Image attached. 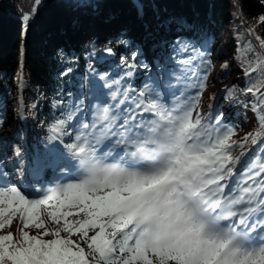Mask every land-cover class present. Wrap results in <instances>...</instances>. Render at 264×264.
<instances>
[{
  "label": "snow or ice",
  "instance_id": "6c2138e0",
  "mask_svg": "<svg viewBox=\"0 0 264 264\" xmlns=\"http://www.w3.org/2000/svg\"><path fill=\"white\" fill-rule=\"evenodd\" d=\"M246 51L244 76L259 79L241 91L255 97L244 106L256 128L239 140L213 104L200 111L212 62L190 42L177 41L175 69L138 93L102 75L105 99L78 120L74 139L67 128L82 100L50 126L19 173L31 177L26 190L0 169V264H264V52ZM235 88L222 90L226 99Z\"/></svg>",
  "mask_w": 264,
  "mask_h": 264
},
{
  "label": "trees",
  "instance_id": "16d2710c",
  "mask_svg": "<svg viewBox=\"0 0 264 264\" xmlns=\"http://www.w3.org/2000/svg\"><path fill=\"white\" fill-rule=\"evenodd\" d=\"M97 4L98 21L108 23L122 17L126 25L116 36L104 39L102 47L92 54L83 48V32L76 29L78 16L71 11L82 7L79 18L86 17L92 14L86 11L94 6L93 0H39V3L36 0H0V138L8 136L21 158L23 129L17 126L16 100L13 101L18 95L20 77L24 79L31 119H39L50 131V126L64 118L61 104L65 96H69L72 105L74 101L84 100L86 88L94 81L90 67L96 64L95 56L104 62L100 76L107 74L110 80L124 76L123 68L133 75L139 73L142 64L160 68L171 60V55H165L161 48L151 53L144 45V38L151 36L156 43L166 42L177 27L181 29L182 41L200 47L202 52L208 53L206 59L212 62L202 99L210 101L211 91L218 90L216 109L223 116L230 110L226 106L228 103L235 110L243 107L241 89L246 83L250 85L259 79L258 73L253 74L251 80L246 78L241 65L253 58V54L246 51L249 45L257 55L264 52L256 40V37L264 39V24L260 23L264 17V0H100ZM25 14L29 17L27 21L23 19ZM135 19L142 20L143 35L137 32L139 27ZM51 38L60 39L59 47L54 50L46 46V43L52 44ZM121 40L126 43H117ZM108 47L119 55L118 75H112L119 66L109 61L111 55L105 51ZM129 47L131 52H128ZM141 50V63L137 65L133 63L132 54ZM121 57L127 63H122ZM226 62L230 67L224 70L225 75L221 68ZM128 64L133 67L130 69ZM218 74L219 80L216 79ZM232 85H236L234 95L226 99L222 90ZM203 105L200 102V106ZM252 128H256V117ZM11 231L15 233V225Z\"/></svg>",
  "mask_w": 264,
  "mask_h": 264
},
{
  "label": "rangeland",
  "instance_id": "374dc122",
  "mask_svg": "<svg viewBox=\"0 0 264 264\" xmlns=\"http://www.w3.org/2000/svg\"><path fill=\"white\" fill-rule=\"evenodd\" d=\"M94 1V6L90 7V9H88V11L86 12H93L96 11L95 9H97L95 7V5H98L97 3H99L100 0H93ZM29 6V4H28ZM78 7V6H77ZM77 11V12H76ZM73 15H76V17L78 16V19H76L77 21V31H82L83 33H81V40L84 41L83 42V48H86L90 53L95 54L97 53V50L99 48L102 47L103 44V39L104 38H112L114 36H116L118 33H120L122 30H124L125 28V22L123 21V19L121 17H117L114 18L113 20H111L110 22H104L102 23L99 20V24H96L95 21H91L94 19H89L90 18V13L86 14V17H82L83 19H89L88 21H83V19L79 18V15L82 14V7L81 8H75V10L71 11ZM93 17V16H92ZM136 24H138V31L142 33V25L141 19H137L136 21H134ZM95 27V28H93ZM97 27V28H96ZM146 30H149V27L146 28ZM175 31L170 35V39L166 42H161L160 43V47H162V51L167 52V54H172L173 53V46L175 45V43L177 41H181L179 34L181 33V29L179 27H177L176 29H174ZM91 33V36H90ZM100 34V35H98ZM154 36H157V33H153ZM98 36V39L93 38L92 36ZM53 39V38H51ZM146 41H150L151 43H154V45L158 44L156 43L153 39H151V36L146 38ZM60 45V39L59 38H54L52 40V44H48L46 43V46L48 49L50 50H54L56 48H58ZM145 45V44H144ZM132 49H128V52H131ZM142 52V50H141ZM138 53L137 54V58L134 60V62H139L142 58V54ZM118 58L119 55L115 54L111 56V59H109V61L111 60V63H113L114 61L118 62ZM94 61H96V65L93 64L90 67V71H91V77H93L94 81L92 83L91 86L86 88V93L85 95H87V97H85V100H83V108L84 111L79 113L77 118L73 120L72 124L73 127H68L70 128V130L68 131L69 133L72 134V138L74 139L75 136V124L78 122V120H90L92 118L91 116V112L89 111V107L92 104H96L97 103V97H99V99L103 100L105 99L104 96H100V92H104L107 93L108 89H104L102 87H98L101 86L103 84V81H101L100 79V72L101 70L104 68V62L101 61H97L96 56L93 58ZM140 63V62H139ZM219 69L220 66L216 67ZM175 69V65L173 66H168L167 64H165L162 74L159 75V73H149L147 71V68H143L140 71V74L136 75V76H132L127 75L126 76H122V77H118L115 80H120L121 84L119 85L122 88H127L129 90H135V93H138L139 90L143 87L144 83L151 77L155 80V78H157L158 76H163L165 79L167 78V71L169 70H174ZM118 73V72H115ZM155 77V78H154ZM21 78V77H20ZM19 78V81H20ZM25 86V83L22 82L21 86ZM116 87V86H114ZM16 89V88H15ZM166 91V90H165ZM195 89H192L190 91V94H195ZM91 94V95H90ZM213 94H218L217 98L215 100H211V102H205L207 103L206 106L204 107H208L209 104H214L215 101L218 100L219 97V91L218 90H212L211 91V96ZM90 95V96H89ZM17 99V96H14L13 101H15ZM255 99V97H253L251 94H244V100H243V107H241V109L239 110H232L231 112L228 111L226 114V117H223V120L221 122V124L223 126H233L237 129V135L236 137H234L235 139L239 140L241 137H243L245 135V133L251 132L253 131L252 125L254 123V119L255 116L253 114V112L250 110L251 109V105L249 104L248 107H245L244 105L247 104V102L249 101H253ZM12 101V102H13ZM202 101L204 102V100L202 99ZM204 103V104H205ZM71 104V100L69 99V96H65L63 103H62V107L61 110L62 111H67L70 107ZM227 107L232 109V104L228 103L226 104ZM200 108V106H199ZM201 111V109H200ZM247 117V118H246ZM18 127L22 126L20 125L19 121H18ZM24 127L25 129H27V133L29 136V140H33L34 142L37 143V145L39 146L38 148L43 149L42 147H44V143L42 142H46L48 137H49V132L44 128V126L40 123L39 119L36 120H31L30 117H28L27 122L24 123ZM8 140V139H5ZM64 143L68 144V143H72V139H70L68 136H65L63 138ZM58 144V142H56ZM60 148H63V145H58ZM11 146H8L7 149H4L3 151L0 150V156L4 157L5 161L1 164L0 169H2L4 172L8 173V181H10L11 183L14 184H18L22 189H27L28 187V183L31 180V177L29 176L28 179H24L23 177H21L20 175H18L17 173H20L19 168H15L16 167V163L14 162L16 159V156H11V154L9 155L8 150H10ZM36 150H32L29 149V151H27L28 153V162L26 161L25 163H23V167L21 171H26L29 165V162L31 160V157L33 156L34 152ZM239 148H236L234 150V154L238 155L239 154ZM13 155V154H12ZM7 156H11L12 158L9 160ZM17 174V176H16ZM49 176H46L44 178V180L46 181V179ZM36 187H39V185H35Z\"/></svg>",
  "mask_w": 264,
  "mask_h": 264
}]
</instances>
